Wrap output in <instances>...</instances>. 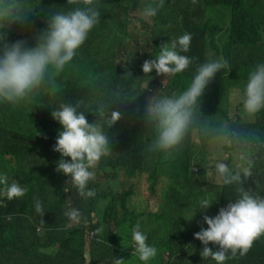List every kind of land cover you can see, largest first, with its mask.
<instances>
[{"label":"trees","instance_id":"16d2710c","mask_svg":"<svg viewBox=\"0 0 264 264\" xmlns=\"http://www.w3.org/2000/svg\"><path fill=\"white\" fill-rule=\"evenodd\" d=\"M157 1L26 0L36 16L18 21L14 34L21 37L25 47L36 45L47 27L48 15L57 11L84 7L90 2L98 10L99 19L62 71H53L48 82L18 102L10 114L0 110V129L10 135L2 144L0 141V175H6V184L17 181L24 189L19 198L0 197V249L5 254V258L0 254V264H68L70 258L79 257L86 245L85 228L68 226L71 219L65 212L71 208L79 210L78 221L97 214L116 216V231L95 225L92 219L89 228L95 231V237L92 235L89 242L94 261L114 264L117 258L122 264L125 260L144 264L135 252L129 251L131 230L138 224L147 243L157 249L149 264H216L211 258L201 257L204 245L194 236L201 227H207L203 215L214 216L220 207L238 197L241 187L264 196V110L246 124L248 121L240 114L231 115L226 103L224 109L208 107L219 101L224 85L241 82L243 87L248 73L258 63H264V0H169L174 6L169 24L156 20L151 29L146 19L131 15L136 8ZM206 2L204 13L210 7L212 13L225 9L230 14L229 23L197 22ZM216 6L218 12H214ZM165 7L163 3L159 9ZM183 32L191 35L189 50L182 53L191 62L184 71L172 75L167 90L173 96L188 86L202 63L220 59L209 54L221 56L226 66L208 83L206 101L196 106L184 140L163 152L153 147L155 130L147 138L134 126V94L144 79V58L151 54L153 59L170 36ZM139 34L152 42L136 40ZM142 39L145 40L143 36ZM5 43H12L6 35ZM61 102H80L89 123V114L103 119L98 110L108 115L112 111L120 113V119L105 131L109 154L92 169L104 179L89 181L87 188L95 192L92 197L81 196L70 178L56 170L61 156L54 151V145L61 126L53 131L51 111ZM196 119L201 124L193 132ZM209 132L228 133L244 141L240 152L247 156L246 166L251 162L250 175L242 177L241 183L210 185V190L218 189V196L210 194L203 176L192 168L193 164L202 166L205 155L191 139ZM18 148H30L34 160L7 172L6 155ZM139 173L146 175L145 189L150 195L147 201L137 198L141 183L132 179ZM3 186L0 185V194ZM201 199L213 204L205 212H195ZM37 202L43 214L36 211ZM209 247L217 250L219 246L210 242ZM28 259L31 260L26 263ZM225 264H264V233L245 255L237 254Z\"/></svg>","mask_w":264,"mask_h":264},{"label":"clouds","instance_id":"9594fccd","mask_svg":"<svg viewBox=\"0 0 264 264\" xmlns=\"http://www.w3.org/2000/svg\"><path fill=\"white\" fill-rule=\"evenodd\" d=\"M163 3H166V7L159 9ZM173 13L174 6L169 0H158L157 3H148L144 7L136 8L131 15L144 18L146 21L150 18L151 22L147 23L151 29L156 20L159 24L165 23L167 26ZM31 16H36V13L26 0H0V110L5 114L13 112L18 102L25 100L47 83L53 71H62L73 60L77 50L98 23L99 12L89 2L84 7H73L52 13L48 15L47 27L38 36L36 45L25 47L21 37H15L14 34L17 31V22ZM230 20L231 18L225 21L228 24ZM5 35L11 38L12 43H5ZM136 40L144 44L152 42L143 34H139ZM190 41L189 33H179L170 36L153 59L150 57L151 54H148L142 62L144 72L142 85L137 87L138 90L134 94L136 99L134 126L147 138L152 137L155 130L153 147L163 152L174 149L184 140L186 131L193 122L196 106L199 102L206 101L210 89L207 87L208 83L226 66L221 56L209 54L208 56L220 59H209L202 63L196 69L188 86L173 96L167 87L172 82V75L181 73L189 66L190 58L182 53L189 50ZM159 75L160 80L157 79ZM164 76H171L169 84L162 80ZM233 83H240L241 95L240 101L234 106V112L230 102ZM233 83L224 85L223 94L219 92V101H213L208 107L212 108L214 105L216 109H224L226 103L233 117L240 114L248 121L244 123L251 124L256 120L255 113L264 110V63H258L248 73L243 87L241 82ZM140 109H143L142 116H139ZM85 113L81 110L80 102H61L52 109L51 116L54 119L53 131L59 124L61 126L54 145V151L61 156L56 162V170L68 176L80 195L87 198L95 195L93 190L87 188L89 181L96 178L104 180L97 174V170L92 169L98 167L101 157L109 154V138L105 131L112 128L120 119V113L112 111L108 115L103 110H98L103 119L88 113L91 123L88 122ZM139 123L144 124L143 129L137 127ZM200 124L201 122L196 119L193 123V132L199 129ZM9 136L0 129L1 144ZM191 140L195 141L197 146L198 144L201 146L205 155L203 165L193 164L192 168L198 175L203 176L207 190H210V185L220 186L219 183L239 184L242 177L250 175L251 162L249 161L246 166L247 156L240 152L244 141L235 140L228 133L214 132L195 135ZM6 157L11 160L7 165V172L20 169L34 160L30 155V148L22 151L20 148L15 149ZM139 174H143L146 179L144 173ZM4 176L6 175H0V185L4 184L0 197L6 195L8 200H12L23 196L24 189L19 182L6 184ZM136 176L132 180L143 184L144 182L137 180ZM207 179L217 184H212ZM121 181L123 183L124 179ZM210 194L218 196V189H211ZM212 204L213 202L208 199H201L195 212L198 209L205 212ZM35 208L37 212L43 214L39 202ZM65 215L71 219L69 227L85 228L86 238L82 253L78 251L80 256L70 258L68 264H105L92 258L89 239L92 235L95 237V231H91L89 226L94 218L95 225L116 231V216L97 214L91 215L87 221H78L80 212L75 208L67 210ZM203 220L207 227H201L199 232L194 233L195 238L204 245L200 255L203 259L211 258L216 264H225L226 260L237 254L245 255L254 240L264 233V196L253 194L241 187L235 200H229V203L220 207L214 216L204 214ZM139 228L137 224L131 230L132 243L129 251L135 252L144 264H149L148 261L155 257L157 249L147 243L146 235ZM40 230L41 228L37 229L38 232ZM210 242L218 245V249L213 250L209 247ZM229 252L231 256L228 255ZM0 254L5 258L1 249ZM124 263L134 264L130 260H125ZM114 264H122V260L115 258Z\"/></svg>","mask_w":264,"mask_h":264},{"label":"rangeland","instance_id":"374dc122","mask_svg":"<svg viewBox=\"0 0 264 264\" xmlns=\"http://www.w3.org/2000/svg\"><path fill=\"white\" fill-rule=\"evenodd\" d=\"M206 4H207V2L204 3L203 11L196 18L197 22H199V21L200 22L210 21L212 23H218V24H223L224 23L225 24V20H229L230 14L228 13V11H226L225 9H222L220 12H218L219 11V6H216L215 9H214V12H218V13H212L211 12L212 7H210L206 13H204ZM205 17H208V18H205ZM147 22H151V19L147 18ZM157 79L160 80V75L157 77ZM162 80L164 82H166V84H169L171 82V76H168V77L164 76V77H162ZM231 90H232V95H231L230 102H231V104L233 106L232 110L234 112V110H235L234 106L240 101V97H241V95L239 94L240 83H233V85L231 87ZM142 114H143V109H140L139 116H142ZM137 127L143 129L144 128V124L139 123ZM10 162H11V160H8L7 165H9ZM136 178H137V180H140V181L144 182L139 187V193H138V197L137 198L139 200L147 201V197H149L150 195H149L148 191L145 190V184H146L145 176L143 174H138L136 176ZM30 260L31 259L26 260V263L29 262Z\"/></svg>","mask_w":264,"mask_h":264}]
</instances>
